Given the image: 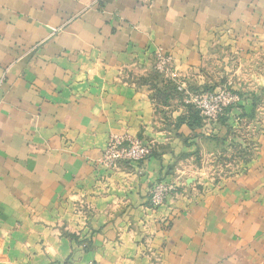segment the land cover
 <instances>
[{
	"label": "crops",
	"instance_id": "0c3cea01",
	"mask_svg": "<svg viewBox=\"0 0 264 264\" xmlns=\"http://www.w3.org/2000/svg\"><path fill=\"white\" fill-rule=\"evenodd\" d=\"M180 83L240 100L204 127ZM88 262L264 264V0H0V264Z\"/></svg>",
	"mask_w": 264,
	"mask_h": 264
},
{
	"label": "built area",
	"instance_id": "2783aa9c",
	"mask_svg": "<svg viewBox=\"0 0 264 264\" xmlns=\"http://www.w3.org/2000/svg\"><path fill=\"white\" fill-rule=\"evenodd\" d=\"M153 69L164 77L172 75L171 58L160 52L155 54ZM177 90L183 94L185 105L198 112L204 127L217 123L227 115L229 108L240 100L237 92L229 85H221L210 90L203 88L188 89L184 83L177 85ZM153 150L150 143L128 135L112 133L109 135L103 150L101 163L108 168H116L120 163H135L147 158ZM181 185L176 181H158L149 190L150 206L155 208L163 203L165 198L179 190ZM96 264V263H85Z\"/></svg>",
	"mask_w": 264,
	"mask_h": 264
},
{
	"label": "trees",
	"instance_id": "16d2710c",
	"mask_svg": "<svg viewBox=\"0 0 264 264\" xmlns=\"http://www.w3.org/2000/svg\"><path fill=\"white\" fill-rule=\"evenodd\" d=\"M197 89V88H196ZM204 90H210V89H207V88H203ZM187 108H188V110H190V113L192 114V116H194L195 118V120L197 119V120H199L200 119V121H201V118L199 117V115H198V112L196 111V110H194L191 106H189V105H187ZM223 118V117H222ZM221 118V119H222Z\"/></svg>",
	"mask_w": 264,
	"mask_h": 264
}]
</instances>
